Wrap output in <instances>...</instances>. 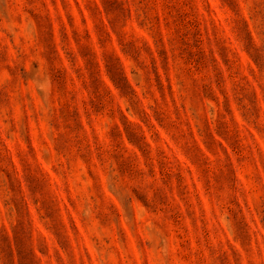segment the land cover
<instances>
[{
    "label": "rangeland",
    "instance_id": "374dc122",
    "mask_svg": "<svg viewBox=\"0 0 264 264\" xmlns=\"http://www.w3.org/2000/svg\"><path fill=\"white\" fill-rule=\"evenodd\" d=\"M0 264H264V0H0Z\"/></svg>",
    "mask_w": 264,
    "mask_h": 264
},
{
    "label": "clouds",
    "instance_id": "9594fccd",
    "mask_svg": "<svg viewBox=\"0 0 264 264\" xmlns=\"http://www.w3.org/2000/svg\"><path fill=\"white\" fill-rule=\"evenodd\" d=\"M142 78H143V74L140 73L138 70H137V79H138V82H141L142 83ZM35 86L37 88L38 91L41 92V94L44 96V97H47L50 89H51V81L45 76L43 79H39L37 81H35ZM129 103H130V107L132 106L131 105V97H129ZM215 106L212 105L210 102L208 104V108L212 109L214 108ZM116 111H119V106L117 105V108H116Z\"/></svg>",
    "mask_w": 264,
    "mask_h": 264
}]
</instances>
